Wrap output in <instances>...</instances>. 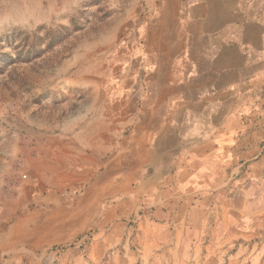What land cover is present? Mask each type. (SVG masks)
Instances as JSON below:
<instances>
[{"label":"crops","instance_id":"obj_1","mask_svg":"<svg viewBox=\"0 0 264 264\" xmlns=\"http://www.w3.org/2000/svg\"><path fill=\"white\" fill-rule=\"evenodd\" d=\"M144 14L140 86L114 87L109 116L48 135L2 252L70 242L123 201L167 204L248 174L262 192L264 0H144Z\"/></svg>","mask_w":264,"mask_h":264},{"label":"rangeland","instance_id":"obj_2","mask_svg":"<svg viewBox=\"0 0 264 264\" xmlns=\"http://www.w3.org/2000/svg\"><path fill=\"white\" fill-rule=\"evenodd\" d=\"M144 17V0H0L1 238L48 135L109 116L114 87L140 86L131 53ZM262 184L248 174L167 204L123 201L112 221L28 256L0 238V264H264Z\"/></svg>","mask_w":264,"mask_h":264}]
</instances>
